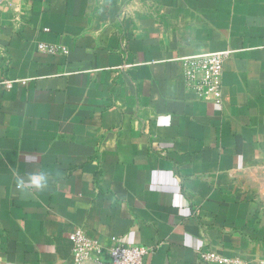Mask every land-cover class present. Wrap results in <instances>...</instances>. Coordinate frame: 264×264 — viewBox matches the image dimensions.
<instances>
[{
  "label": "crops",
  "instance_id": "1",
  "mask_svg": "<svg viewBox=\"0 0 264 264\" xmlns=\"http://www.w3.org/2000/svg\"><path fill=\"white\" fill-rule=\"evenodd\" d=\"M223 51L200 101L180 59ZM0 81V264H76V229L80 264L264 261V0H0Z\"/></svg>",
  "mask_w": 264,
  "mask_h": 264
},
{
  "label": "built area",
  "instance_id": "2",
  "mask_svg": "<svg viewBox=\"0 0 264 264\" xmlns=\"http://www.w3.org/2000/svg\"><path fill=\"white\" fill-rule=\"evenodd\" d=\"M42 52H53L52 48L39 45ZM230 52L203 53L180 59L183 64V78L186 85L195 94L196 98L206 103L220 105L222 103L221 74L222 64ZM0 85L10 88V82L0 81ZM72 245L74 263L86 261L99 263L101 245L88 239L81 229H76L69 235ZM148 250L144 247L125 245L111 240L105 264H143ZM201 264H250L238 259L224 257L213 251L198 252ZM255 264H264L259 261Z\"/></svg>",
  "mask_w": 264,
  "mask_h": 264
},
{
  "label": "clouds",
  "instance_id": "3",
  "mask_svg": "<svg viewBox=\"0 0 264 264\" xmlns=\"http://www.w3.org/2000/svg\"><path fill=\"white\" fill-rule=\"evenodd\" d=\"M28 182L31 183L35 188L42 190L47 186L48 175L45 172L30 175L28 178ZM24 184H25V180L23 178H20L18 180L17 186L19 188H23Z\"/></svg>",
  "mask_w": 264,
  "mask_h": 264
}]
</instances>
